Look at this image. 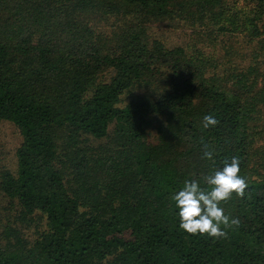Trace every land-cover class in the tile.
I'll return each mask as SVG.
<instances>
[{"label":"trees","instance_id":"1","mask_svg":"<svg viewBox=\"0 0 264 264\" xmlns=\"http://www.w3.org/2000/svg\"><path fill=\"white\" fill-rule=\"evenodd\" d=\"M98 14L123 22L105 34ZM185 15L264 42L221 0H0V123L23 137L0 189L22 222L47 221L32 244L0 230V264H264V67L214 74L213 58L151 38L148 22ZM233 156L247 186L221 202L226 235L180 228L172 193Z\"/></svg>","mask_w":264,"mask_h":264},{"label":"rangeland","instance_id":"2","mask_svg":"<svg viewBox=\"0 0 264 264\" xmlns=\"http://www.w3.org/2000/svg\"><path fill=\"white\" fill-rule=\"evenodd\" d=\"M221 6L229 12H238L243 16L255 17L258 23L264 24V13L256 0H221ZM129 20L137 21L136 14L128 15ZM93 25L99 32H111L123 21L122 16L97 15L93 17ZM151 38L164 42L168 47L182 46L189 52L199 51L206 57L215 60L214 74L224 76L232 70H243L250 66L260 69L264 67V42L257 39L250 40L246 32L235 34L221 33L217 25L208 21L192 20L174 16L163 20H152L147 24ZM264 38V37H263ZM111 72L105 73L101 80L108 81ZM155 88H135L131 93L122 97L121 105L127 104L133 97L152 92ZM112 130V127H111ZM95 146L107 144L108 139L102 141L91 138ZM23 137L19 128L10 121L0 123V172L9 170L16 174L18 170L17 150L22 144ZM158 141L155 125L148 129V142L156 144ZM21 206L17 200L6 196L0 189V230L9 226L19 230L28 243H33L40 232L47 230L46 217L40 212L34 215V221L24 223L20 220ZM130 238V234H124Z\"/></svg>","mask_w":264,"mask_h":264},{"label":"clouds","instance_id":"3","mask_svg":"<svg viewBox=\"0 0 264 264\" xmlns=\"http://www.w3.org/2000/svg\"><path fill=\"white\" fill-rule=\"evenodd\" d=\"M218 123L211 114L203 116V127L208 128ZM204 156L213 158V152L205 145ZM247 186L245 176L240 174V161L236 156L225 160L202 179H185L183 186L171 195L179 217V227L189 233L207 234L211 237H223L226 232L221 225H228L230 218L225 214L221 202L231 197L233 192L243 196ZM231 223L238 221L231 219Z\"/></svg>","mask_w":264,"mask_h":264}]
</instances>
